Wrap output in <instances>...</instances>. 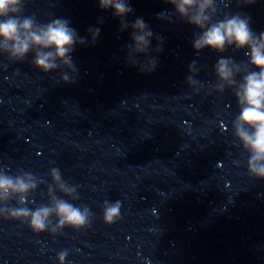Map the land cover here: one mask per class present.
Here are the masks:
<instances>
[{
  "label": "clouds",
  "instance_id": "clouds-1",
  "mask_svg": "<svg viewBox=\"0 0 264 264\" xmlns=\"http://www.w3.org/2000/svg\"><path fill=\"white\" fill-rule=\"evenodd\" d=\"M28 2L0 0V55L7 56L9 61L22 62L31 53L36 69L44 73L67 69V73H62L61 81L75 83L77 69L71 54L77 44L83 45L87 39L80 37L66 19L53 18L47 23H38L35 15H24ZM165 2L172 5L180 20L198 29L192 41L197 53L204 49L217 53H224L229 48L237 51L247 49L244 52L247 62L220 56L213 68L216 83L210 87L219 93L225 89L232 90L239 108V114L232 121L233 135L248 154V174L264 179V32L256 34L250 26V17L240 12L223 13L222 18H218V0ZM254 2L236 0L237 7ZM98 4L101 10H112L113 15L121 21V31L131 29L132 43L127 46V63L139 67L144 74L154 72L157 60L151 55L153 33L142 18H136L131 24L125 20L132 13L128 0H98ZM89 31L94 43L100 30ZM159 51L162 48L158 45L156 52ZM139 57H144V61L141 62ZM189 71L192 75L186 78V82L199 92L204 84L194 78L197 72L195 61L189 65ZM48 175L50 183L29 171L14 175L0 171V217L26 223L34 233L47 231L55 234L65 227L75 230L89 227L93 216L91 210L86 205L78 206L71 202L79 199L76 186L65 181L57 168H52ZM41 183L47 185L48 202L29 207L34 203L30 196ZM120 209L119 200L105 201L104 223L112 225L118 221ZM67 255V251L58 254L59 264H64Z\"/></svg>",
  "mask_w": 264,
  "mask_h": 264
}]
</instances>
